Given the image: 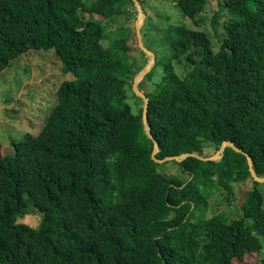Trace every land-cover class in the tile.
<instances>
[{"label": "trees", "instance_id": "16d2710c", "mask_svg": "<svg viewBox=\"0 0 264 264\" xmlns=\"http://www.w3.org/2000/svg\"><path fill=\"white\" fill-rule=\"evenodd\" d=\"M167 1L201 23L207 0ZM220 3L218 51L185 24H161L156 40L168 55L145 44L156 55L146 79L163 69L145 94L156 158H209L231 142L264 177V0ZM132 8L133 0H0V73L45 49L75 77L59 86L38 135L13 140L11 154L0 143V264H240L263 249L264 194L245 155L226 148L218 161L153 160L144 108L128 103L136 33L110 30ZM247 182L242 217H207L213 197ZM32 213L38 227L21 222Z\"/></svg>", "mask_w": 264, "mask_h": 264}, {"label": "rangeland", "instance_id": "374dc122", "mask_svg": "<svg viewBox=\"0 0 264 264\" xmlns=\"http://www.w3.org/2000/svg\"><path fill=\"white\" fill-rule=\"evenodd\" d=\"M143 1L145 2L144 8L142 6L143 15L145 20L149 18L150 22L145 41L142 34V31L147 27L145 20L141 27L142 41L144 45H149L152 49L157 50V54L168 55L166 50L168 47L165 46L164 41L162 39L156 40L159 35L162 36L164 33L161 30L162 23L164 26L169 23L185 24L189 28L204 31L212 39L215 51L220 49L219 38L224 34L222 21H220L218 32L213 27V19L218 15L221 8L220 0H207L205 11L198 16L201 19L199 25L183 18L178 7L167 0ZM139 9L135 4V8L131 9V14L134 13V16L131 18L124 17L122 20L111 24L110 30L115 31L125 27L134 30L136 33ZM96 18L103 20L100 16H96ZM106 44L108 43L106 42ZM129 44L131 46L130 56L137 67L138 76L145 71L152 58L140 48L137 34ZM62 68V62L56 56L54 50L46 51L42 49L39 51L32 50L30 53L19 57L12 61L5 71L0 73V143L4 154L13 153L11 147L13 140L19 141L27 133L34 136L40 133L57 101L59 86L66 80L75 79L71 73L64 74ZM186 70L185 66L182 67L180 65L177 67V71L185 72ZM162 74L163 69L160 67L151 78L146 79L145 77L140 82L142 83V88L139 89L138 85V89L144 94L152 92L155 84L161 81ZM127 91L128 103L132 106L134 112L138 113L139 108L145 107L146 101L135 91L134 81L132 82V87L130 86ZM136 96L142 99L143 103L138 104L139 100ZM213 151L214 146L211 144L207 145L206 153L210 155L213 154ZM176 172L177 167L171 165V174ZM251 186V182L241 183L236 185L233 194L224 192L213 197L210 201L211 206L207 217H211L212 213L224 214L229 219L242 217L240 208ZM261 186L264 194V184H261ZM39 214L32 213L27 215L21 222L38 227L41 224V214ZM261 240L263 249L259 253L250 256L246 262H241L240 264H264V238Z\"/></svg>", "mask_w": 264, "mask_h": 264}, {"label": "water", "instance_id": "95a60500", "mask_svg": "<svg viewBox=\"0 0 264 264\" xmlns=\"http://www.w3.org/2000/svg\"><path fill=\"white\" fill-rule=\"evenodd\" d=\"M133 1L140 8L139 11H138L139 12V19H138V21L136 23V34H137V37H138L139 46H140V48L142 49L143 52L149 54L151 56V58H152L150 60V62L148 63L145 71L140 73L138 76L135 77L134 89L137 92V94L146 101V104H145V107H144V113H143V123H144V126L146 128L148 136L154 142L155 149H154L153 156H152L153 160L155 162H157V163H160V164H163V163L168 162V161L182 162V161H184L185 159H187L189 157L198 158V159H200L202 161H218V160H221L223 158V154H224V151H225L226 148H232L236 152L241 153V154L246 156L247 162H248V166H249V170H250V173L252 175L253 180L255 182L259 183V184H264V177H260V176L257 175L256 170L254 168V162H253V159L251 158V156L249 154L245 153L244 151H242L241 149H239L234 143H231V142H224L222 147H221V149L214 156L209 157V158H204V157H201V156L196 155V154H183V155L178 156V157H169V158H166L164 160H159V159L156 158V155L160 152V147H159L156 139L154 138V136H153V134L151 132V126H150L149 121H148L149 99L147 98V96L144 93H142L138 89L139 83L146 77V75H148V73L151 72L152 68L154 67V65L156 63V55H155L154 52L149 50L143 44L142 35H141V27H142L143 23L140 24V17L142 16L143 8H142L141 3L138 0H133Z\"/></svg>", "mask_w": 264, "mask_h": 264}, {"label": "bare ground", "instance_id": "6f19581e", "mask_svg": "<svg viewBox=\"0 0 264 264\" xmlns=\"http://www.w3.org/2000/svg\"><path fill=\"white\" fill-rule=\"evenodd\" d=\"M144 20H145V16L142 13V16L140 17V24L144 23Z\"/></svg>", "mask_w": 264, "mask_h": 264}]
</instances>
